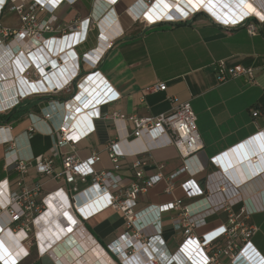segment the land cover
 Returning <instances> with one entry per match:
<instances>
[{"label":"built area","instance_id":"built-area-1","mask_svg":"<svg viewBox=\"0 0 264 264\" xmlns=\"http://www.w3.org/2000/svg\"><path fill=\"white\" fill-rule=\"evenodd\" d=\"M77 1L56 0V3L52 4L49 0H3L1 6H6L8 2L12 3L10 8L18 13L23 25L19 31L7 29L5 35L12 37L8 42L0 39V47L2 50L7 48L11 51L10 55L7 53L8 56L24 58L16 60L20 62L18 67L10 66L9 74L1 72L0 81L8 80L9 76L11 81L21 78L22 81L18 80L17 84H22V88L30 92L28 96L59 93L70 91L71 86L77 83L80 78L81 58L89 62V59L93 57L92 60L97 64L122 31L121 29L116 33L110 29L113 35L103 37L101 23L114 9L113 6L108 5L99 18L95 19L93 16L99 30L97 47L87 51L82 57L76 53L74 47L67 50V52L71 50L72 53L62 52L57 55L54 52L49 53L44 44L43 33L54 30V23L57 21L54 11L58 5L63 2L73 4ZM119 1L111 5L116 6ZM196 1L195 3L189 1V4L186 2L188 5H184L179 0H144L147 7L150 5L154 8L156 3H159V7L162 6L163 9H150L151 14L145 12L133 22H142L148 26L185 22L202 9H213V11L217 9L216 15L210 11L214 21L220 19L225 26L245 25L248 32L254 35L257 32L256 21H264V0H232L236 3L235 6H238L236 11H229L220 3L209 2L208 4V0ZM245 1L252 8H248ZM239 2H242V5L238 4ZM172 4H177L178 8ZM174 6L176 9H173ZM38 10L47 11L48 16L39 21ZM90 25V19L75 22L68 27L66 36L68 33L81 32L78 40L81 43L91 30ZM30 40L38 42V46L26 50L25 47ZM39 49L42 51L41 55L34 56V52ZM255 72V68L241 64L229 67L223 60L216 63V73L220 81L242 78L247 83H254ZM77 84L81 85V83ZM22 88L20 86L19 90L22 91ZM166 89V83L159 82L149 87L147 91L156 92ZM75 98L76 96L67 100L49 98L39 113L28 114L31 121L28 138L35 131L50 135L54 151L52 157L43 155L22 157L16 149V139L10 136L11 126L0 124V130L5 129L7 133V137L0 143L6 145L5 167H15L19 171L16 180L18 190L11 189L8 177L0 181V260L2 263L18 264L30 255V249L36 244L40 252H50L56 264H76L77 259L67 263L63 261L61 254L60 256L56 251L51 252V238L44 236L49 231L48 224L42 226L44 221L41 219L48 212V208L45 199L42 202L37 200L42 184L36 182L29 187L24 183L29 164L34 161V167L39 174L52 179L63 178L73 185L70 208L67 207L66 210L70 209L69 213L74 222H77L79 217L87 220L110 207L124 213L127 218L126 230L104 249L114 264L117 261L122 264H223L220 261L221 255L230 258L229 264H237L240 258H245L248 264H257L248 256L247 252L250 250L258 257V262L264 264V257L255 249L251 241L257 227L245 222V218L250 215L264 211V171H262L264 168L258 171H244L245 173L226 171L224 163L229 162L230 166L234 163L231 159L232 152L225 151L212 159L213 167L206 171V165L200 160L198 154L204 144L197 127V115L189 101L178 103L172 110L155 116L132 115L129 119L133 122V131L127 132L126 118L120 108L113 111L103 110V106L120 99L118 93H113L100 101L94 97L95 99L90 100L91 102L87 104L85 102L81 110L72 109L71 102ZM22 99H19L17 103ZM253 114L256 116L259 111L255 110ZM101 118H111L118 132V136L109 141L106 146L113 168L97 171L95 164L101 159L98 153H93L85 159L70 153L63 157L62 169L56 172L53 156H58V149L70 143L74 147L70 135L76 133L80 138L86 137L95 131L94 120ZM167 146H174L178 150L182 158L180 169L168 175L159 171L149 177H145L141 170H137L135 178L126 188H123L124 178L119 173L123 160L132 159V166L137 168L143 164L142 156ZM200 174H204L202 184L197 180ZM182 175L185 179L179 182V186L183 189L185 196L192 199L190 202L174 197L169 202L151 204L142 210H136L140 192H146L158 182L165 181V192L173 194L176 182ZM88 178H90L89 186L79 190L77 181L85 182ZM53 195L58 198L56 193L48 195V198ZM173 211L176 216L172 219V227L180 233L182 240L175 252H169L162 235L163 216ZM221 211L227 212V223H222L201 235L196 232L207 226L208 219ZM81 226L82 224L78 222V226L73 230H81L79 237L75 235L73 239L69 235L61 240L58 239V246L72 239V244L67 243L69 247L65 248V252L64 249L61 250L62 253H75L77 257L87 260L86 256L82 255L84 251L78 248L79 243L86 239L85 236L89 237ZM59 235L60 233L57 236ZM57 236L53 235V237ZM223 238L226 239V245L220 247L216 243ZM95 246L100 248L98 244Z\"/></svg>","mask_w":264,"mask_h":264},{"label":"crops","instance_id":"crops-1","mask_svg":"<svg viewBox=\"0 0 264 264\" xmlns=\"http://www.w3.org/2000/svg\"><path fill=\"white\" fill-rule=\"evenodd\" d=\"M49 1L52 4L56 3V0ZM129 1L133 0H120V5L117 6L121 8L116 11L121 24L114 19L111 21L106 18L103 22L106 27L115 23L114 32L116 33L120 32L118 26H122V31L114 39L111 48L103 54L97 64L92 60L93 57L89 59V62L81 58L80 78L77 80V83H81L80 86L75 82L70 91L47 95L36 94L23 98L22 100L26 99L32 103L31 109L14 117L10 122L4 123V125L11 126L10 136L16 139L18 153L22 157L30 155L52 157L53 140L50 135L35 131L28 138L31 126L28 114L30 112L39 113L47 99L67 100L76 96L71 102L72 109L81 110L85 102L87 104L95 98L100 101L113 93H118L120 99L103 106V110L113 111L120 108L126 118L127 132L133 131L130 116H155L172 110L178 103L189 101L197 115V127L204 144L198 154L200 160L206 165V171L213 167L212 159L225 151L232 152L231 159L234 163L230 166L229 162H225L226 171L245 173L244 171H258L264 168V21H256L257 32L253 35L248 32L245 25L225 26L220 19L214 21L209 10L202 9L191 19L180 24L170 26L162 23L148 26L142 22L131 21L133 16L135 18L145 8L144 3L136 2L137 5H133L130 9L128 7L129 10L125 11ZM230 1L232 2V0H225L216 3H220L229 11L238 10L236 3ZM100 2L103 3L106 0H78L73 4L68 2L59 4L54 11L57 16L54 30L43 33L47 51L59 54L74 47L76 53L82 57L84 53L97 47L99 30L93 16L97 19L105 11L98 4ZM108 2L113 4L111 0ZM2 4L0 3V39L8 42L12 36L7 37L6 30L19 31L23 24L18 13L10 8L12 3L8 2L4 7L1 6ZM238 4L242 5V2ZM115 7L113 5V8ZM14 15L17 19L13 18ZM47 16V11L38 10L39 21ZM86 19L91 21V30L88 31L84 41L78 42L81 32L68 33L69 37L66 36L71 24ZM36 46L38 42L30 40L25 49L30 47L33 49ZM2 52L0 47V73L9 74L10 66L18 67L20 62L16 60L24 57L1 55ZM69 52L72 53L71 50ZM4 53L7 54L6 51ZM220 60H223L229 67L241 64L255 68L256 81L247 83L242 78L220 81L216 73V63ZM19 80L22 81L21 78ZM159 82L166 83L167 89L156 92L147 91L149 87ZM13 85L7 79L0 81V105L5 104L2 95L14 93ZM3 105L0 106V114L8 113L14 106L10 104L7 108ZM255 110L259 111L256 116L253 114ZM94 125L95 131L84 138H80L76 133L70 135L74 147L70 143L58 149V156H53L56 172L62 169L63 157L70 153L76 154L81 159L98 153L101 159L95 164V169L103 171L113 168L106 146L109 141L118 136L115 123L111 118H101L95 119ZM5 150L6 145L0 144V181L8 177L11 189L18 190L16 180L19 171L15 167H5ZM141 162L143 164L140 167L134 168L132 159L127 158L122 161L119 173L124 178L123 188H126L135 178L137 170H141L145 177H149L159 171L168 175L182 166V158L174 146L155 149L142 156ZM184 179L185 176L182 175L177 180L173 194L165 192V181L158 182L146 192H140L136 210H142L151 204L169 202L174 197L190 202L192 199L187 198L179 186V182ZM203 179L204 174L197 177L200 184L203 183ZM36 182L42 184L37 200L42 202L45 199L48 208V212L41 220L44 221L42 226L48 224L49 231L46 230L44 236L51 238V252L56 251L58 255L62 254L63 246H58L59 240L77 233L78 230H73L80 222L81 228H84L89 239H81L82 241L78 242V248L84 251L82 255L90 261L88 264H92V258H99L96 257L95 252L100 249L96 251L95 244H98L105 252L107 245L126 230V216L122 211L113 207L87 220L79 217L78 221L74 222L69 213L70 209L66 210L67 207L70 208L73 185L63 178L52 179L39 174L34 167V161H31L24 183L32 187ZM89 184L90 178L85 182L77 181L79 190L85 189ZM52 193H56L59 199L54 195L48 198V195ZM236 209L238 210V207ZM175 216L174 211L165 213L163 216L162 235L169 252H175L182 240L180 233L172 227V219ZM227 219V212L221 211L210 217L207 226L196 232L199 235L204 234L222 223H227ZM245 222L257 227L251 241L255 249L264 257V211L250 215L245 218ZM57 231L60 233L59 237ZM216 244L220 247L225 246L226 239H220ZM54 247L56 248L53 250ZM30 251V255L18 264H56L54 256L48 251L40 252L38 245L35 244ZM247 254L255 263L260 264L258 257L251 250ZM103 257L100 258L103 264H114L107 254ZM220 261L223 264H229L230 258L221 255ZM0 264L5 263L0 260ZM115 264L122 263L117 261ZM237 264H248V262L245 258H240Z\"/></svg>","mask_w":264,"mask_h":264},{"label":"bare ground","instance_id":"bare-ground-1","mask_svg":"<svg viewBox=\"0 0 264 264\" xmlns=\"http://www.w3.org/2000/svg\"><path fill=\"white\" fill-rule=\"evenodd\" d=\"M102 1V0H101ZM109 0H106V2H100V3H98L99 5H101L102 7H103V9H106L107 8V6L109 5V4H111V3H109L108 2ZM115 1H119V0H111V2L112 3H114ZM143 2L144 0H133L132 2L131 1H129V4L127 5V7L125 8L126 10L125 11H127V10H129L130 8H132V6L133 5H137L138 3H136V2ZM180 2H183L184 3V5H188L189 4V1L190 2H192V3H195V1L196 0H179ZM197 1H199V2H201V0H197ZM196 1V2H197ZM217 1H221V2H223V1H225V0H208V4H213V3H216ZM227 1V0H226ZM186 2H188V4L186 3ZM210 2V3H209ZM231 2V1H230ZM144 3V5H145V8L141 11V13L140 14H138L135 18H137V17H139V16H141V15H143V14H145V12H148V14H151L152 13V10H150V9H163L162 8V6H160L159 7V3H156V7L154 6V8L152 7L151 8V6L149 5L148 7H147V4L145 3V2H143ZM231 3H233V2H231ZM116 4V3H115ZM118 4H119V2L116 4V7L118 6ZM204 4V3H203ZM245 4L247 5V7L249 8V7H251L252 8V6L251 5H249V4H247V2L245 1ZM120 5V4H119ZM172 5H176V7L178 8V6H177V4H172ZM114 8L113 10H112V12H110L105 18L106 19H110L111 21L114 19L115 21H117L118 22V24L120 23V18H119V16H118V12H116L117 11V9H121V8ZM128 7H129V9H128ZM159 7V8H158ZM182 7V6H181ZM180 8V7H179ZM136 9H137V7H136ZM146 9H148L147 11H146ZM173 9H176L175 8V6L173 7ZM209 11H212L213 12V14L214 15H216V10H214L213 11V9H208ZM125 11H123V12H125ZM151 12V13H150ZM153 13H154V11H153ZM105 18L103 19V21H102V23H101V27H102V33H103V37H109V36H112L113 34H112V32H111V30H114V27H115V23H113V24H111L110 26L108 25L107 27L103 24V22H104V20H105ZM134 16H133V19L131 20V21H133L134 19ZM116 22V23H117ZM121 24V23H120ZM111 26H112V28H111ZM119 27V29H120V31H121V29H122V26H118ZM111 29V30H110ZM69 37V36H68ZM67 37V38H68ZM3 52L1 53V55H6L7 56V54L6 53H4L5 51L10 55V50L9 49H7V48H5V50H2ZM41 53H42V51L39 49L37 52H34V56H40L41 55ZM54 53H56V55L58 54L57 52H54ZM26 54V53H25ZM19 73H20V71H19ZM24 79V78H23ZM19 80V79H18ZM8 81H11V80H9L8 79ZM12 82V84H14L13 85V88H14V93L12 92V93H10V94H8V95H2L3 97H4V105H5V107H7L8 105H10V104H13V105H15L16 103H17V101L19 100V99H22V98H24V97H28V95H30V92H26L23 88H22V84H17V80H14V81H11ZM19 83V82H18ZM21 86V88H22V91H20L19 90V87ZM1 93V92H0ZM7 94V93H6ZM3 105V104H2ZM2 105H0V106H2ZM4 105H3V107H4ZM1 108V107H0ZM8 108V107H7ZM3 110V109H2ZM7 137V133H6V131H5V129L4 130H0V141H2L5 137ZM3 138V139H2ZM83 234V233H82ZM77 236V237H79V235H81V230H78L77 231V233L75 232L74 233V235L72 234L71 236V238H73V239H75L74 238V236ZM75 236V237H76ZM69 237V236H68ZM85 238L87 239L88 237H86L85 236ZM70 239V238H69ZM89 239V238H88ZM72 239H70L69 241H66V242H64V243H62L61 245L64 247V248H62V249H64V252H65V246H69V245H67V243L69 244H72ZM94 248H95V246H94ZM100 249V250H99ZM95 250L97 251V250H99V251H97V252H95V255H96V257H99V258H92V261H91V263L92 264H103L102 262H101V260H100V258L101 257H103L106 253L105 252H103V250L101 249V248H99V247H96L95 248ZM99 253H100V255H99ZM61 254V253H60ZM102 254H104V255H102ZM63 257V261H65V262H67V263H69L70 261H73V259H77L76 260V264H87L88 263V261L87 260H84L83 259V257L82 258H79V257H77V254H70V253H67V254H61ZM104 258V257H103ZM90 262V261H89ZM241 263H243V262H241Z\"/></svg>","mask_w":264,"mask_h":264},{"label":"trees","instance_id":"trees-1","mask_svg":"<svg viewBox=\"0 0 264 264\" xmlns=\"http://www.w3.org/2000/svg\"><path fill=\"white\" fill-rule=\"evenodd\" d=\"M182 22L177 23H167L168 25H175L180 24ZM32 103L25 100L20 101L17 103L14 107L11 108V110L6 114H0V124H4L5 122H10L14 117L16 118L18 115L26 113L31 109L30 105ZM17 113V114H15Z\"/></svg>","mask_w":264,"mask_h":264},{"label":"rangeland","instance_id":"rangeland-1","mask_svg":"<svg viewBox=\"0 0 264 264\" xmlns=\"http://www.w3.org/2000/svg\"><path fill=\"white\" fill-rule=\"evenodd\" d=\"M151 1H153V0H151ZM109 5H110V6H113V5H111V4H109ZM103 15H104V14H103ZM13 18H14V19H17L16 15H14ZM98 36H99V34L97 33V37H98Z\"/></svg>","mask_w":264,"mask_h":264},{"label":"snow or ice","instance_id":"snow-or-ice-1","mask_svg":"<svg viewBox=\"0 0 264 264\" xmlns=\"http://www.w3.org/2000/svg\"><path fill=\"white\" fill-rule=\"evenodd\" d=\"M0 3H3V0H0Z\"/></svg>","mask_w":264,"mask_h":264}]
</instances>
